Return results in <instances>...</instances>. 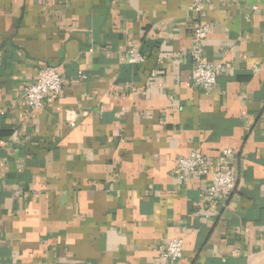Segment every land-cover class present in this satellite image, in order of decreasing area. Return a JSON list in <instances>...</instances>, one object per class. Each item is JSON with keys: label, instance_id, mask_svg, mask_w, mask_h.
<instances>
[{"label": "crops", "instance_id": "obj_1", "mask_svg": "<svg viewBox=\"0 0 264 264\" xmlns=\"http://www.w3.org/2000/svg\"><path fill=\"white\" fill-rule=\"evenodd\" d=\"M191 5L0 0V264H172V239L176 264H264V0H213L205 60L234 69L209 94L192 82ZM44 67L66 87L30 111ZM227 148L230 198L178 180L181 158L215 169Z\"/></svg>", "mask_w": 264, "mask_h": 264}, {"label": "built area", "instance_id": "obj_2", "mask_svg": "<svg viewBox=\"0 0 264 264\" xmlns=\"http://www.w3.org/2000/svg\"><path fill=\"white\" fill-rule=\"evenodd\" d=\"M213 0H192L190 11L196 16L197 24L194 29V46L190 51L192 57V82L195 89L206 94L213 91L222 74L231 73L233 66L228 63L213 64L205 60V40L210 33L211 24L208 22V9ZM145 56L134 49L128 52V63L140 66L145 63ZM158 72H153L157 76ZM66 87L62 73L56 67H44L38 71L36 81L23 91V99L30 111L44 107L50 96L61 95ZM73 115H69V121ZM232 149H224L218 159L217 167L212 169L207 158L200 152L194 151L179 160L176 170L178 180H198L203 183L201 198L209 200L211 204L230 198L236 191V177L233 170ZM207 222V220H206ZM162 259L176 264L183 258L184 241L172 239L159 246Z\"/></svg>", "mask_w": 264, "mask_h": 264}]
</instances>
